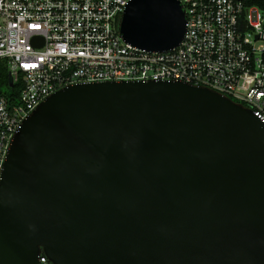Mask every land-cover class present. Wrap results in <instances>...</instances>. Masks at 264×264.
<instances>
[{"label": "water", "instance_id": "95a60500", "mask_svg": "<svg viewBox=\"0 0 264 264\" xmlns=\"http://www.w3.org/2000/svg\"><path fill=\"white\" fill-rule=\"evenodd\" d=\"M179 0H132L125 42L173 51ZM10 85H13L10 78ZM264 264V126L184 82L65 87L15 134L0 264Z\"/></svg>", "mask_w": 264, "mask_h": 264}, {"label": "built area", "instance_id": "2783aa9c", "mask_svg": "<svg viewBox=\"0 0 264 264\" xmlns=\"http://www.w3.org/2000/svg\"><path fill=\"white\" fill-rule=\"evenodd\" d=\"M132 0H0V61L21 83L0 96V181L23 121L48 97L78 84L184 82L250 109L264 126V8L247 0H179L187 26L173 51L124 41ZM39 264H53L42 254Z\"/></svg>", "mask_w": 264, "mask_h": 264}, {"label": "trees", "instance_id": "16d2710c", "mask_svg": "<svg viewBox=\"0 0 264 264\" xmlns=\"http://www.w3.org/2000/svg\"><path fill=\"white\" fill-rule=\"evenodd\" d=\"M247 4L264 8V0H247ZM22 88L23 85L21 83L10 85L7 62L0 61V96H6L10 100L16 101Z\"/></svg>", "mask_w": 264, "mask_h": 264}]
</instances>
